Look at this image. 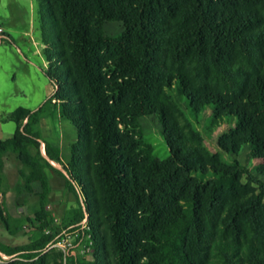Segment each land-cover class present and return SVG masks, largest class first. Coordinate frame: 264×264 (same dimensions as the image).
<instances>
[{
	"label": "trees",
	"instance_id": "trees-1",
	"mask_svg": "<svg viewBox=\"0 0 264 264\" xmlns=\"http://www.w3.org/2000/svg\"><path fill=\"white\" fill-rule=\"evenodd\" d=\"M42 2L55 30L41 32L55 92L14 112L0 153L38 147L30 126L55 102L78 137L66 170L84 185L90 221L104 222L115 264H264V0ZM110 22L123 26L112 39ZM174 90L195 114L211 107L214 125L232 121L219 149L249 147L256 174L205 147ZM150 116L170 152L162 161L142 136ZM45 151L61 164L58 149Z\"/></svg>",
	"mask_w": 264,
	"mask_h": 264
},
{
	"label": "rangeland",
	"instance_id": "rangeland-1",
	"mask_svg": "<svg viewBox=\"0 0 264 264\" xmlns=\"http://www.w3.org/2000/svg\"><path fill=\"white\" fill-rule=\"evenodd\" d=\"M43 6L42 0H0L4 33L0 43V140L13 136L18 108L36 111L55 92L44 74L49 68L48 49L41 37L43 26L50 37L55 30ZM122 31L119 22L104 28L110 39ZM171 94L212 154L219 153L226 165L237 161L256 174L261 162L249 147H242L236 155L219 149L222 138L235 127L232 121L214 125L211 107L195 114L175 90ZM55 104L48 102L38 123L30 126V135H38V147L26 144L19 149L10 144L0 153V264H115L104 222L96 227L90 221L84 185L71 182L66 170L76 160L78 137L74 127L61 119ZM139 123L152 158L167 159L170 152L159 120L150 116ZM46 144L58 149L61 164L48 160ZM24 151L35 167L22 160Z\"/></svg>",
	"mask_w": 264,
	"mask_h": 264
},
{
	"label": "built area",
	"instance_id": "built-area-1",
	"mask_svg": "<svg viewBox=\"0 0 264 264\" xmlns=\"http://www.w3.org/2000/svg\"><path fill=\"white\" fill-rule=\"evenodd\" d=\"M3 29L0 27V43L3 40Z\"/></svg>",
	"mask_w": 264,
	"mask_h": 264
}]
</instances>
